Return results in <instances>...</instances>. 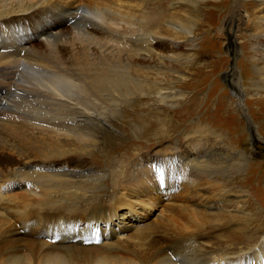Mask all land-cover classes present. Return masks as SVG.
I'll use <instances>...</instances> for the list:
<instances>
[{
	"label": "bare ground",
	"instance_id": "6f19581e",
	"mask_svg": "<svg viewBox=\"0 0 264 264\" xmlns=\"http://www.w3.org/2000/svg\"><path fill=\"white\" fill-rule=\"evenodd\" d=\"M133 1L0 0V96L4 95L5 100L0 98V115L18 119V113L36 111L44 112L52 120H49L51 123L47 122L48 127L42 124L44 128L35 126L36 122L32 125H24L25 122L20 123L23 125H15L12 122L15 120H11L12 123L10 120H0V127L6 128V133L5 128L3 129L5 136L0 141V155L11 158V166L0 165V239L6 241L9 238L13 241V236L22 238L18 232L23 230L31 238L36 236L42 240V249L38 255L29 250L27 254L23 253L11 262L1 255L0 262L264 264V235L261 242L256 241L253 245L256 239L252 238L254 236H247L245 241H241L235 232L238 231L237 220L243 219L244 223L239 225L246 227L252 200L245 192H230L226 185L213 180L236 168L234 166L239 159L238 151L223 145L210 135L213 132L207 130L187 135L188 145L185 151L180 149L182 145L173 144V151L158 149L153 158L124 155L120 159L123 165L119 175L121 184L118 194L113 198L115 200L111 210H105L101 206L91 207L84 218H76L70 224H65L79 227L76 230L73 226L71 230H66L67 233L90 234L91 242L79 244L75 241L76 238H70L67 241L73 243L68 244L60 238L51 239L48 236L49 229L62 228L54 226L55 224L60 225L61 220L64 221L63 224L66 222V219L61 218L60 212L52 208L56 201L52 207L46 205L43 209L40 206L42 210H37L34 206L35 209L32 208V204L22 206L25 195L30 196L31 201L32 198L49 200L51 196H57L64 190L67 191L66 197L73 194V198H78L79 192H83L86 187L98 186L95 183L103 180L105 175L100 176L104 173H95L90 161L85 163L88 159L86 155L93 149L92 138L96 130L98 132V123L105 122L109 115L122 114L124 106L131 105L134 101L145 99L147 103H166L175 77L177 82L184 78L180 69L184 68L189 57L177 51L185 43L184 39L181 41L177 37L183 26L175 23L174 14L167 18V27L160 24L163 19L166 22V18L162 16L148 18L149 23L147 20L140 21L143 18L139 19L138 16L142 14L137 15V5L134 7ZM176 1L173 6L179 11L183 8L193 11L199 2ZM235 2L236 9L234 7L230 17L232 23L236 14L240 13L241 2ZM260 13L261 11H257L250 21L258 33L256 36L264 37V17L261 18ZM161 14L163 12L159 16ZM23 19L27 25L23 23ZM70 22L72 26L67 27ZM185 33L189 35L190 31ZM262 51L258 62L260 70L264 71V50ZM28 71L39 76V79L27 80ZM232 142L234 143L233 140ZM159 147L163 148L162 145ZM211 161L218 166L211 167ZM229 161H234L235 164H230ZM242 162L245 160L242 159ZM75 164L78 166H74ZM222 164L227 166L222 167ZM214 175L216 176L213 177ZM263 179L264 177L260 178V181ZM38 186H41L42 191ZM71 189L74 192L69 191ZM262 190L264 191V187ZM263 195L264 192H258L259 197ZM11 197H16L22 205H11L13 200L15 203V199ZM169 197L177 204L176 208L173 204L169 208L176 217L200 221L203 227L211 223V229L225 234L226 244L215 247L208 241V234L206 237L200 235L196 241L191 237H197L194 235L196 233L177 234L180 231L172 233L167 230L159 238L149 235L139 239L147 232L144 230L143 234L139 230L142 227L138 229L141 223H133L141 219L139 212L154 209L158 202ZM121 210H126L127 213L123 214ZM114 220L120 224L115 225ZM207 221L209 223L206 225ZM145 223L147 222L143 220L142 225ZM232 223H235V228H231ZM155 224H145L143 227L151 231L159 228ZM135 227V235L139 237L137 240L133 238L137 241L136 246L152 252L150 255L146 252L141 254L147 255L144 257L129 254L127 244L133 239L131 236L128 238V234ZM261 227L264 229V221ZM37 231H44L45 237ZM243 237L246 238L244 235ZM201 239L203 242H200ZM183 240L189 241L191 245L185 244Z\"/></svg>",
	"mask_w": 264,
	"mask_h": 264
},
{
	"label": "rangeland",
	"instance_id": "374dc122",
	"mask_svg": "<svg viewBox=\"0 0 264 264\" xmlns=\"http://www.w3.org/2000/svg\"><path fill=\"white\" fill-rule=\"evenodd\" d=\"M134 1L133 3L135 5L133 3L132 5H134V7L137 5L135 7L136 10L138 9L137 15L142 14L138 16L139 19H144L140 21L147 20L148 22V18L152 19L156 16H162L166 18V22H164L163 19L160 24H163L161 26H166V23H168L167 18L174 14L173 17L176 16L174 18L175 23L181 25V27L183 26L182 32L178 33L177 37L181 39V41L183 39L185 40L183 44H185L186 47L181 44L177 51L187 58L189 57L183 66L184 68L180 69L184 78H180L181 80L177 82V77H175L173 89L169 91L170 96L166 103H160L158 101L147 103L145 99L139 100L138 102L134 101L131 105L124 106L125 109L122 114L109 115L105 122L102 121L98 123V132L96 130L97 133L95 132L92 138L94 145L91 150L93 152H88L86 155L88 159L85 160V163L88 164L90 161L91 163L89 162V164L93 166L95 173H104L100 176L102 177L105 175L102 177V184L101 182L95 183L98 184V186H88L86 187L88 190L86 191V189H84L83 192L76 190V192L80 194L78 197L79 199L73 198V194L66 197L67 191L64 192V190H61L64 193L61 192L57 196H51L49 200H42L40 198V201L32 198L31 201V197L25 195L26 203L21 197L24 201V203L22 202L23 205L20 204L21 202L19 203L16 197H11L15 199V203L14 200L12 201V199H10L12 201L10 204L14 206H17V204L22 206L32 204V208L35 207L37 210H42V208H46V205H51V207L54 206L56 201L55 207L52 208L58 210L61 214V218L63 220L66 219V222L63 224L64 221L61 220L60 225L55 224L54 226H62L64 230L58 227L49 229L50 233L48 236L51 237V239L60 238L62 242L65 241L64 243L68 244L73 243L72 241H67L70 238H76L75 241L79 242V244L88 243L90 234H69L66 232L67 229L69 231L71 227L75 226V229L79 230V227L76 228V225L65 224H70L76 218H84V216L88 214V211L92 209L91 207L101 206L105 210H111V206L115 200L113 198L118 194V187L121 184V177H119V175H121L120 171L123 165L120 159L123 158L124 155H130L131 157L139 155L142 158L145 156L153 158L156 156L155 153L158 149H161L159 151L168 149H172L173 151V144L182 145L180 146L181 148H179L185 151L187 149L186 145H188L187 135L190 136L197 132L202 133L207 130L210 133L213 132L211 134L209 133L211 136H214L213 138L219 140L223 145L235 149L239 154V159L236 160V164L233 161L236 165L234 167L236 168L224 176L220 175L219 177H215L216 175H214L213 177L216 179L213 180L219 183L221 182V185H226V189L230 190V192L235 193L236 190L245 192L252 200V208H249L250 217H247L249 220H246V227L239 225V223H244L241 218L242 220H237L238 231L235 232L237 236L240 237L239 240L241 241H245L248 237L251 238L250 236H254L252 238H256L257 240L255 239L253 245L258 241L261 242L264 235V229L261 227L262 221H264V195L259 197L258 192H264L262 190L264 187V179L260 181V178L264 177V71L260 70L258 58L262 57L264 37L256 36L258 33L254 30V26L250 19L257 11H261V18L264 17V0H240L241 15L236 12L238 18H236V16V20L233 19V23L230 17L232 16L234 7L236 9V4H234L236 3L235 0H198L199 2L194 6L193 11H189L185 8L180 11L176 10L175 6H173L177 2L176 0ZM138 2L141 3L142 6L138 5ZM161 11L163 15L161 14L159 16V13H162ZM150 14H152L153 17ZM145 16L147 17L145 18ZM252 19H254V17ZM23 23L27 25L25 19H23ZM225 24L228 25L226 26ZM69 26H72L71 22L67 27ZM186 31H190V34L187 35L185 33ZM232 64L234 66L233 69H231ZM41 76L47 77L45 74H41ZM26 77L27 80L39 79V76L34 73L30 74V71H28ZM3 96L4 95H1L0 98L5 101ZM22 116L24 119H22ZM48 116L49 115L44 112L39 113L34 111L31 113H18L16 117L18 119L14 117H5L2 114L0 115V120H6V122L15 120L12 121L15 125H19L20 123L24 124V122V125H32L33 122H36V124H38H35V126L44 128L46 126L48 127L47 122L50 120V116L49 118ZM50 121L52 122V120ZM40 124H44L45 126L43 127V125L41 126ZM4 128L5 126L0 127V141L6 133V128ZM161 145L163 148L159 147ZM242 159L245 160L244 163H241ZM233 162L229 161L230 164ZM211 163H213V165H210L211 167L214 166L215 168L218 166V164L215 166L214 161H211ZM0 165L11 166V158L7 155H0ZM76 165L77 164L74 166ZM225 166H227V164H222V167ZM178 172L181 173L179 169ZM114 184L116 187H114ZM159 185L160 187L162 186L161 184ZM38 188L42 191L41 186H38ZM69 191L74 192L72 189ZM51 193H53V191H51ZM157 204L158 205L154 209H146L145 212H139L141 213V219L137 222H133L134 225H139L141 223L138 229L142 227L143 229L141 228L139 230H142L141 233L143 234L145 233L144 230H147L146 234H144L143 237H137V235H135V227L132 232L128 234V238L131 236L132 239L134 238L137 240L138 238L143 239L149 235L159 238L163 236L164 231L166 233L167 230L170 232L172 231V233L180 231L178 233L176 232L177 234L188 232L193 235L196 233L194 235H197V237L191 236L192 239L196 241L200 235L201 237H206V234H208L210 236H208V241L213 243L215 247L226 244L225 234L211 229V227H209L211 226L209 221L206 222V225L207 223H209V225L203 227L200 221L180 219L169 211L172 204L174 208L177 207L173 198L169 197L162 199ZM75 210L76 213H74ZM72 211L73 213L70 214ZM121 213L126 214L127 211L121 210ZM130 220L132 221V219ZM143 220L147 222L145 223L146 225L144 224L145 226L151 225L152 223L155 224L156 222L155 225L159 228L148 231V229H145V226L142 225ZM188 221H192L191 224ZM113 223L115 225L120 224L115 220ZM187 223L188 226L186 225ZM234 225L235 223H232L231 228H235ZM179 227H181L182 230ZM184 229L186 231H184ZM37 233L45 237L44 231H37ZM18 234H21L20 237L22 238L13 236V241L9 238H7L6 241H1L0 239V256L2 255L3 259L9 258L11 262L21 257L23 253L27 254L29 250H33L37 255L40 253L42 249V243L40 245V241L42 240L38 239L36 236L31 238L29 234H25L23 230H20ZM243 235L246 236V238L243 237ZM134 239L133 241H135ZM46 240L48 241L47 234ZM202 240L203 239H201L200 242H203ZM95 241L97 242L98 240L96 239ZM6 242L7 245H5ZM132 242L127 244L129 246L128 252L131 256L138 254L144 257L152 253L145 251V249H139V247L136 246L137 241L133 243L136 247L131 245ZM183 242L191 245L187 240H183ZM143 252H146L147 255H141ZM0 263L6 264V261Z\"/></svg>",
	"mask_w": 264,
	"mask_h": 264
}]
</instances>
